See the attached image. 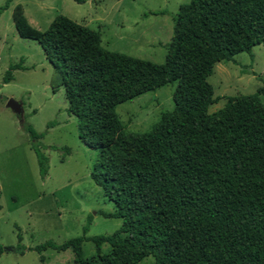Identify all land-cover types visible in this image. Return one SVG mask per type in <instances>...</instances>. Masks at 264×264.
I'll return each mask as SVG.
<instances>
[{"label": "trees", "instance_id": "obj_1", "mask_svg": "<svg viewBox=\"0 0 264 264\" xmlns=\"http://www.w3.org/2000/svg\"><path fill=\"white\" fill-rule=\"evenodd\" d=\"M11 20L19 38L37 42L61 74L67 112L83 143L98 152L91 178L114 204L113 213L101 215L122 221L110 236L87 238L89 218L82 237L36 247L41 264L49 249L71 251L73 264H140L148 257L155 264H264V85L226 98L209 114L219 99L207 82L215 65L264 44V0L181 5L163 65L109 52L98 32L64 16L45 32L27 23L20 5ZM17 70H26L22 60L9 66L3 84ZM173 84V110L149 132L125 135L115 108ZM21 126L44 177L47 160L36 145L42 136ZM17 239L15 252L23 255ZM84 242L94 244L95 257H84ZM4 251L0 246V258Z\"/></svg>", "mask_w": 264, "mask_h": 264}, {"label": "rangeland", "instance_id": "obj_2", "mask_svg": "<svg viewBox=\"0 0 264 264\" xmlns=\"http://www.w3.org/2000/svg\"><path fill=\"white\" fill-rule=\"evenodd\" d=\"M0 246L5 249L0 264H41L33 251L45 243L61 245L83 236H110L122 221L105 219L114 204L91 178L98 152L80 139L78 121L67 112L68 103L61 74L48 63L39 44L19 38L11 17L20 5L33 29L45 32L57 16L98 32L101 46L113 53L163 65L173 34V17L190 0H0ZM162 12L165 15L151 16ZM23 61L26 70L12 73L3 84L9 66ZM218 102L209 107L213 114L224 108L226 98L253 95L264 85V44L250 54L214 66L207 79ZM176 85L121 104L115 108L125 135L149 132L163 113L173 110ZM8 100L22 104L24 122L42 138L36 144L47 160V173L40 174L33 142L6 107ZM264 106V96L260 98ZM21 236L23 255L11 250ZM86 259L97 255L92 242H84ZM110 248L104 245L102 254ZM44 264H73L71 251L43 254ZM140 264H155L153 257Z\"/></svg>", "mask_w": 264, "mask_h": 264}, {"label": "water", "instance_id": "obj_3", "mask_svg": "<svg viewBox=\"0 0 264 264\" xmlns=\"http://www.w3.org/2000/svg\"><path fill=\"white\" fill-rule=\"evenodd\" d=\"M6 107L10 109L17 116L19 124L22 125L24 123V114H23L22 104L14 100H8L6 103ZM11 252L14 253L15 249L11 250Z\"/></svg>", "mask_w": 264, "mask_h": 264}, {"label": "crops", "instance_id": "obj_4", "mask_svg": "<svg viewBox=\"0 0 264 264\" xmlns=\"http://www.w3.org/2000/svg\"><path fill=\"white\" fill-rule=\"evenodd\" d=\"M41 1H44V0H41ZM16 6H17V5H16ZM23 13H24V12H23ZM24 16H25V19H26L27 23H28L29 25H32L33 23H32V22H29V21L27 20L25 13H24Z\"/></svg>", "mask_w": 264, "mask_h": 264}]
</instances>
